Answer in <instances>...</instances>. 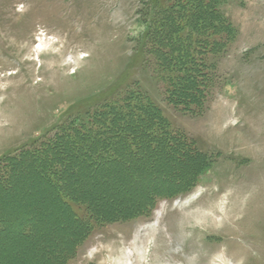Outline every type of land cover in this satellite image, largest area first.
<instances>
[{"label": "rangeland", "instance_id": "1", "mask_svg": "<svg viewBox=\"0 0 264 264\" xmlns=\"http://www.w3.org/2000/svg\"><path fill=\"white\" fill-rule=\"evenodd\" d=\"M154 12L152 0H0V264H264V0L220 6L234 37L195 55L208 75L188 110L146 37ZM135 93L200 152L196 176L180 188L193 160L168 148L101 163L74 144L60 162L80 233L45 180L51 157L25 155Z\"/></svg>", "mask_w": 264, "mask_h": 264}, {"label": "trees", "instance_id": "2", "mask_svg": "<svg viewBox=\"0 0 264 264\" xmlns=\"http://www.w3.org/2000/svg\"><path fill=\"white\" fill-rule=\"evenodd\" d=\"M165 1L152 0L155 7L154 21L146 37L153 43V51L162 65L173 71L168 82L170 101L188 110L191 105H202L205 97L202 87L206 73L203 74L201 65L195 61V55L223 52L234 37V30L230 20L220 12L225 0ZM220 33L224 37L218 40L215 37ZM91 117L87 124H71L59 131L44 151L30 150L25 155L34 159L45 155L51 157L49 166H43L45 180L55 187L62 207L68 210L74 223L80 225V233L87 229L88 223L80 218L71 204L79 200L67 193L60 162L67 158L66 155L61 156L60 152L66 154L68 149L75 147L74 144L77 145L75 151L85 156L89 154L101 163L112 158L115 161L116 155L134 151L139 144L154 151L168 148L174 156L193 160L190 174L185 175L180 188L193 182L199 167L195 160L200 152L189 144L188 138L171 131L161 110L143 95L135 93L121 100L106 102ZM87 203L91 214L98 218L90 202Z\"/></svg>", "mask_w": 264, "mask_h": 264}, {"label": "bare ground", "instance_id": "3", "mask_svg": "<svg viewBox=\"0 0 264 264\" xmlns=\"http://www.w3.org/2000/svg\"><path fill=\"white\" fill-rule=\"evenodd\" d=\"M146 250H147V248L144 247V245H143V241H141V244L138 245V247H137V252H138V256H137V257H139L140 259L145 258V256H146V252H147ZM118 261H120V260H118ZM130 261H131V262H130ZM142 261H143V260H139L140 263H141ZM129 262H130V264H133L131 259H129ZM139 262H138V263H139Z\"/></svg>", "mask_w": 264, "mask_h": 264}]
</instances>
